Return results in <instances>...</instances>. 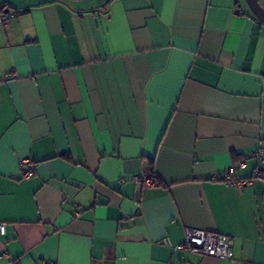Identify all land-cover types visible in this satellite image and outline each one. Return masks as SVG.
Returning a JSON list of instances; mask_svg holds the SVG:
<instances>
[{
	"label": "crops",
	"instance_id": "crops-1",
	"mask_svg": "<svg viewBox=\"0 0 264 264\" xmlns=\"http://www.w3.org/2000/svg\"><path fill=\"white\" fill-rule=\"evenodd\" d=\"M1 15L0 264H264V182L221 179L264 152V22L246 0H0ZM187 228L231 256L178 248Z\"/></svg>",
	"mask_w": 264,
	"mask_h": 264
},
{
	"label": "built area",
	"instance_id": "built-area-1",
	"mask_svg": "<svg viewBox=\"0 0 264 264\" xmlns=\"http://www.w3.org/2000/svg\"><path fill=\"white\" fill-rule=\"evenodd\" d=\"M9 17L5 15L0 16V22L6 24L9 23ZM246 157H258L260 164L255 166L252 175L246 178H234V166H231L221 174V179L226 184H232L238 189L242 190L247 185L251 184L254 180L264 182V152L263 148H259L252 153H248ZM27 161H23V165H27ZM241 165H243L241 163ZM33 175L32 170H24L22 176L24 178H30ZM136 181L144 182L145 185L153 184L152 179H146L145 181L140 177H135ZM6 227L4 223H0V233L4 234ZM180 249H186L192 252L201 253L215 257H230L231 253L228 249L225 238L216 232L206 231L198 228H187L186 240L177 246ZM40 264H57L54 260L44 259Z\"/></svg>",
	"mask_w": 264,
	"mask_h": 264
},
{
	"label": "water",
	"instance_id": "water-1",
	"mask_svg": "<svg viewBox=\"0 0 264 264\" xmlns=\"http://www.w3.org/2000/svg\"><path fill=\"white\" fill-rule=\"evenodd\" d=\"M246 2L253 14L264 22V7L260 4L259 0H246Z\"/></svg>",
	"mask_w": 264,
	"mask_h": 264
},
{
	"label": "trees",
	"instance_id": "trees-1",
	"mask_svg": "<svg viewBox=\"0 0 264 264\" xmlns=\"http://www.w3.org/2000/svg\"><path fill=\"white\" fill-rule=\"evenodd\" d=\"M150 167H151L152 173H154L155 172V164H154V162H151Z\"/></svg>",
	"mask_w": 264,
	"mask_h": 264
}]
</instances>
